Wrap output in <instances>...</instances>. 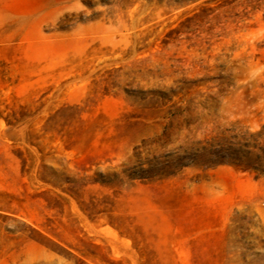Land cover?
<instances>
[{"label": "rangeland", "instance_id": "obj_1", "mask_svg": "<svg viewBox=\"0 0 264 264\" xmlns=\"http://www.w3.org/2000/svg\"><path fill=\"white\" fill-rule=\"evenodd\" d=\"M264 0H0V264H264Z\"/></svg>", "mask_w": 264, "mask_h": 264}, {"label": "trees", "instance_id": "obj_2", "mask_svg": "<svg viewBox=\"0 0 264 264\" xmlns=\"http://www.w3.org/2000/svg\"><path fill=\"white\" fill-rule=\"evenodd\" d=\"M219 163H228L237 168L251 171L256 177H264V147H229L223 150Z\"/></svg>", "mask_w": 264, "mask_h": 264}]
</instances>
